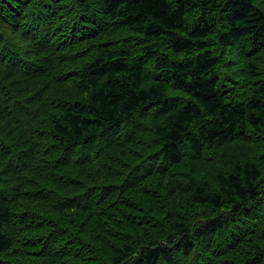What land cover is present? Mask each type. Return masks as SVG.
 <instances>
[{"label": "trees", "instance_id": "trees-1", "mask_svg": "<svg viewBox=\"0 0 264 264\" xmlns=\"http://www.w3.org/2000/svg\"><path fill=\"white\" fill-rule=\"evenodd\" d=\"M0 264H264V0H0Z\"/></svg>", "mask_w": 264, "mask_h": 264}]
</instances>
